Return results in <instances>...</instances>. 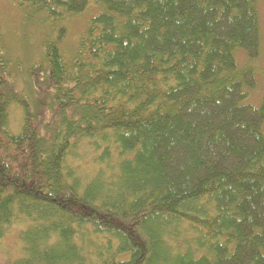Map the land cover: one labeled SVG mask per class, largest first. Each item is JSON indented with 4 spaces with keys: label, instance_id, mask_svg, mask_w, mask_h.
<instances>
[{
    "label": "trees",
    "instance_id": "1",
    "mask_svg": "<svg viewBox=\"0 0 264 264\" xmlns=\"http://www.w3.org/2000/svg\"><path fill=\"white\" fill-rule=\"evenodd\" d=\"M7 1L47 26L21 89L0 34L11 264H264L258 0Z\"/></svg>",
    "mask_w": 264,
    "mask_h": 264
},
{
    "label": "rangeland",
    "instance_id": "2",
    "mask_svg": "<svg viewBox=\"0 0 264 264\" xmlns=\"http://www.w3.org/2000/svg\"><path fill=\"white\" fill-rule=\"evenodd\" d=\"M258 13L261 25V46L259 55L250 60L244 52L238 51L237 61L240 67L250 66L255 75V88L247 92V102L258 104L263 95L264 86V0H258ZM97 8L92 5L81 15L69 18L66 21V38L61 43L64 54L69 53L71 46L82 32L89 18L96 13ZM47 26L39 17L33 20L24 19L23 14L7 0H0V34L3 47L11 60L18 62V75L15 79L18 88L26 87L29 79L26 70L39 61H43L42 38ZM11 231L3 239L0 238V264H11L19 253V244L15 234Z\"/></svg>",
    "mask_w": 264,
    "mask_h": 264
}]
</instances>
